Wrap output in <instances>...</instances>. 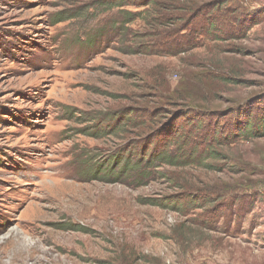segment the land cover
Returning <instances> with one entry per match:
<instances>
[{
	"label": "rangeland",
	"instance_id": "1",
	"mask_svg": "<svg viewBox=\"0 0 264 264\" xmlns=\"http://www.w3.org/2000/svg\"><path fill=\"white\" fill-rule=\"evenodd\" d=\"M179 113L170 168L152 136ZM244 123H264V0H0V264H264Z\"/></svg>",
	"mask_w": 264,
	"mask_h": 264
},
{
	"label": "trees",
	"instance_id": "2",
	"mask_svg": "<svg viewBox=\"0 0 264 264\" xmlns=\"http://www.w3.org/2000/svg\"><path fill=\"white\" fill-rule=\"evenodd\" d=\"M157 7L159 9L160 8V5H158ZM159 11H161V12H164L165 11L166 13H169V12L175 13V12L182 11V10H179L178 8H175L173 5H170V6H163V7H161L159 9ZM141 13H143V15H145V14H147L149 12L148 11L147 12H145V11L140 12L138 14V16ZM179 13H181V12H179ZM149 18H150L151 23L153 25H158L159 24V25H162L161 27H165L166 26V25L162 24V21L164 19V17L162 16V13L157 12L154 15H151V17L149 15ZM183 19L184 18H176V20H180V22H184V21H182ZM161 35H163V34H161ZM174 35L175 34H169V37H174ZM141 38L142 39H148V38H150V36L148 34H145V35L141 36ZM181 115H182V113H179V114H176V115L173 114V116L170 117L169 120H167L165 124H162V126L160 125V127L158 128V130L156 132H154V134L152 136V139L155 140V144H154L153 151L154 150L157 151V153L159 154L158 157H160V159L162 158V160L164 161L163 162L164 165H166L167 167H170V168H173V167H185V166L190 165L189 163H179V162L176 161L177 156H178V151L175 154V156H173V157L170 158V160H164V159H167L168 156H167L166 153H163V151L168 146L169 141L174 137V133L175 134L181 133V134H187V135L192 134V131H190V130L186 131L188 129V126H189L188 125L189 120L186 119L183 125H178L177 126L174 123L179 117H181ZM148 117L149 118H152V119H158L159 120L160 117H163V115H161V113L157 111V112H154V113L150 114V116L148 115ZM163 120H165V119H162V121ZM194 120L195 119H193L192 121H194ZM203 124H204V122L201 121V120H199L197 122V125L198 126L199 125H203ZM240 124L241 123L239 121L238 122H235V127L238 128V125H240ZM198 126L197 127L196 126H190V127L198 128ZM229 127H230V125H229ZM243 128H244V131H245V135L246 136H249L250 135L251 137H257L259 135V133H260L259 130L261 128L263 129V133H264V123L260 127H258V128L257 127H254L253 125L252 126H249V123H244ZM253 130H255V132ZM227 132H228V129H226V131L224 133H227ZM162 134L165 136V140H160V137H161ZM181 134H179V135H181ZM231 136H233L232 135V132H230L229 134H227L225 140L227 138L231 137ZM146 138H147V135H144L141 140L146 141L145 140ZM220 145L221 144H217V147H221ZM141 147H142V149H145V151L147 150V147L145 146V144H141ZM142 161H140L139 164H141ZM152 161H153V159L152 158L151 159L149 158L148 160H146V163H148L150 165ZM175 198L177 199L178 197H174V198H172V200H174ZM173 202L176 203V201H173ZM224 206L225 207H228L229 204H224ZM195 209H198V207H195L193 210H195ZM173 210L176 212L175 208Z\"/></svg>",
	"mask_w": 264,
	"mask_h": 264
}]
</instances>
